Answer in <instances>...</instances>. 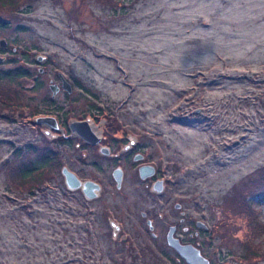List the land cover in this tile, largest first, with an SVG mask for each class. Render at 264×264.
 Returning <instances> with one entry per match:
<instances>
[{"label":"rangeland","instance_id":"rangeland-1","mask_svg":"<svg viewBox=\"0 0 264 264\" xmlns=\"http://www.w3.org/2000/svg\"><path fill=\"white\" fill-rule=\"evenodd\" d=\"M20 1L0 7V74H31L0 83V264H186L166 241L184 218L208 227L179 237L212 264H264V0ZM98 111L127 115L154 178L116 146L118 191L115 157L36 124L99 134ZM42 156L55 163L37 184L13 179ZM64 168L100 184L98 198L70 190Z\"/></svg>","mask_w":264,"mask_h":264},{"label":"flooded vegetation","instance_id":"flooded-vegetation-1","mask_svg":"<svg viewBox=\"0 0 264 264\" xmlns=\"http://www.w3.org/2000/svg\"><path fill=\"white\" fill-rule=\"evenodd\" d=\"M124 86L128 87L127 84H124ZM126 103H128V102H126ZM122 105H123V103H122ZM116 108L117 109H121L122 107L121 108L120 107H116ZM97 113H98V116H95V121L99 122V134H96V135L98 136V138L101 139L100 143L98 145H91V144L85 143L81 138H79V137L78 138L84 142L83 145H82L84 148H86V149H94V150L96 149L100 156H102L104 158H107V159L112 157V156L115 157V159L113 161H115V162L118 161L119 165L113 171L112 177H113V184L116 185L117 190L120 191L122 189L123 183L125 181L126 170L123 169L120 166V165H123V162L125 160L123 157H121V156H124V155H126V156L132 155L133 156V161L135 163H140L141 162L139 167H138V174H139L140 179L143 182H146L150 178H154V176L156 175L157 170H156V168H154L152 166H149L148 164L143 163V161L146 159V157H145L146 154L142 152V143L139 142V139L132 138L130 136V133H131V131H130V127L131 126L130 125H132V124H130L129 120H127V115L124 114V113H120L119 111H118L116 117H114V115H111V117H110L107 114V112L98 111ZM59 124H60V122H59ZM61 126L64 128V131L67 134H70L69 128H68V126L65 123L62 122ZM116 146L121 148L122 151H124L125 154H122L121 156L118 155V154H115ZM117 157H120V158H117ZM96 167H97V165H96ZM143 168H151L152 171H153V175L148 177V178H146V179H143L142 176H141V169H143ZM115 171H122V174H123V181H122V186H121L120 190L118 189L117 182H116V180L114 178ZM77 177H78V179H80L79 176H77ZM80 181H82V180L80 179ZM82 182L83 183L84 182H88V180L87 181H82ZM90 182H93V183L99 185L100 188H101V191H102V187H101L100 184H98V183H96L94 181H90ZM159 182H162V188H163V191H164L165 182L163 180H156L155 183H154V186H153V190L154 191L156 190L155 186ZM155 192L158 193L157 191H155ZM82 194H83V192H82ZM83 196L85 197L84 194H83ZM176 208L177 209L181 208V206L178 205ZM142 217L144 219H147V226L149 227V230H150L151 234L153 235V238L157 239V235L153 233L155 228L153 226V221L149 219V213H143ZM185 217H186V215H185ZM187 222L190 223V225L188 227L185 226V224ZM202 226H204V228H202ZM205 226L206 225L204 223H202V222L198 221V222H194V224H193L192 219L184 218V219H181L180 225L171 226L169 228V232H170V230L172 228H175L176 231H175L174 237L176 239H178L181 242L182 245H192L193 247H195L196 249H198L201 252L202 256L204 258H206L210 262V264H212V261L208 257L203 255V253L201 251V248H200V245L197 246V245H194V244H192L190 242H186L184 240H181L180 237H179L181 231L184 234H190L191 236L195 235L196 237H199L200 232L196 231V229L206 232V231H208V227L207 226L205 227ZM116 229L119 230L118 227H116ZM169 232H168V234H169ZM168 234H167V237H166V241H167V245L169 246V244H168ZM170 248L175 252V254L177 255L179 261H182V262L186 263L185 260L181 257V255L175 249H173L172 247H170Z\"/></svg>","mask_w":264,"mask_h":264},{"label":"water","instance_id":"water-1","mask_svg":"<svg viewBox=\"0 0 264 264\" xmlns=\"http://www.w3.org/2000/svg\"><path fill=\"white\" fill-rule=\"evenodd\" d=\"M0 44L2 46L1 48H5L7 46V43L5 41H2ZM60 80L63 90L71 94L73 92L72 85L67 82V80L62 75H60ZM50 90L53 93V97H55L59 93L60 88L58 85H52L50 87ZM36 124L40 126L47 125L49 128L53 129L56 132L64 133V129L59 126V122L54 118H39ZM69 131L71 133V136L76 135L85 143L91 145H98L101 141V139L98 138L96 133L93 131L89 121L72 122L69 124ZM152 175L153 171L151 168L141 169V176L143 179H146ZM63 176L65 177L66 184L70 190H81L88 200H94L98 198V195L101 193V188L99 185L90 181L83 183L74 173H72L67 168H64ZM114 178L117 182L118 189L120 190L123 181L122 171H115ZM155 189V191H157L158 193H162V182L157 183ZM202 228H204V226H202ZM175 231V228H172L170 230L168 234V244L181 255V257L187 264H210V262L202 256L201 252L198 249H196L192 245H182L181 242L174 237Z\"/></svg>","mask_w":264,"mask_h":264},{"label":"trees","instance_id":"trees-1","mask_svg":"<svg viewBox=\"0 0 264 264\" xmlns=\"http://www.w3.org/2000/svg\"><path fill=\"white\" fill-rule=\"evenodd\" d=\"M23 2L20 0H0V7L2 9L4 8H10V9H16L19 7ZM9 23L7 21L0 19V31H4L6 29H9ZM3 50H0V53H2ZM25 58H28L27 56H24ZM11 63V62H10ZM29 65L33 63L28 62ZM31 74L29 71L24 70L23 68L16 67L13 70H8L5 72H1L0 74V83L6 82L10 84H17L18 81H22L25 79H30ZM54 104V103H52ZM52 108V107H51ZM55 111L60 112V108H53ZM61 113H59L58 116H60ZM27 153L29 154H36V150L33 147H28ZM14 155L21 157L22 151L18 150L14 153ZM55 163L54 157L49 156H42L39 158L38 162L36 164H29L28 166L20 167L18 168V172L14 174L15 177L13 179H17V183L22 182V184L26 185L28 184H37L36 181L39 177H41L44 173V170L48 168L50 165ZM33 186V185H32ZM32 188V187H31ZM37 189V187H34V191ZM33 192V189H31Z\"/></svg>","mask_w":264,"mask_h":264}]
</instances>
